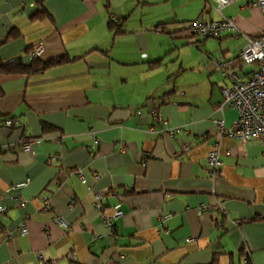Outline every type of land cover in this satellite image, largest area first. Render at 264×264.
Instances as JSON below:
<instances>
[{
	"label": "crops",
	"instance_id": "obj_1",
	"mask_svg": "<svg viewBox=\"0 0 264 264\" xmlns=\"http://www.w3.org/2000/svg\"><path fill=\"white\" fill-rule=\"evenodd\" d=\"M33 1L0 0V61L28 63L41 43L40 61L68 62L0 74V264H264V142L221 132L236 112L222 104L228 80L215 65L264 35L256 0L219 11L210 0H43L32 18ZM226 18L238 35L193 41L187 31ZM212 149L222 161L213 178ZM94 192L107 216L120 204L111 236Z\"/></svg>",
	"mask_w": 264,
	"mask_h": 264
},
{
	"label": "built area",
	"instance_id": "obj_2",
	"mask_svg": "<svg viewBox=\"0 0 264 264\" xmlns=\"http://www.w3.org/2000/svg\"><path fill=\"white\" fill-rule=\"evenodd\" d=\"M6 1V0H3ZM40 0H34L29 6L34 7L35 2ZM216 4V10L219 11L224 6H228L238 0H210ZM253 6L260 12H264V0H256ZM115 26L120 25V20L114 17L109 19ZM237 35L239 32L236 29L234 21L230 18H226L220 21H193L188 27L187 31L193 41L199 39L213 38L218 39L223 32L235 31ZM43 51L42 44L37 43L33 46L31 53L28 55L29 60L40 58ZM215 65L225 79L228 80V84L222 89V104L226 105L229 109L236 112V119L229 129L223 128L221 123V132L236 141L242 146L249 143L264 142V35H260L255 39H247L246 44L237 53L234 58H219L215 61ZM221 111V107L218 108ZM140 115V112L137 113ZM150 116L153 120L160 124L166 125L155 109L150 111ZM6 126L9 127L12 124L18 125V121H7ZM173 134V131H169ZM98 144L97 140L93 141V144L89 147V151L92 153L94 146ZM31 142H24L22 147L24 150L29 151ZM123 150V145L121 146ZM208 163V175L213 178L219 169L222 167V161L218 152L212 149L206 157ZM74 175L82 184H86V179L80 169L73 171ZM93 179L97 180L98 176L93 175ZM26 182L15 185V188H22ZM16 204L23 207L25 201H21L18 198L14 199ZM73 202H71V205ZM93 207L99 213L100 219L103 225L109 230V236L114 232V220L121 217L122 211L120 204L114 206V212L111 216L105 214L103 197L99 193H93ZM203 209L197 211L201 213ZM5 212V209L0 206V214ZM221 212V210H220ZM58 224L62 225L61 221ZM218 227L223 228L222 220H217ZM18 230L21 235H26L28 230L24 223L18 226ZM192 239H187L191 241ZM39 260H42V256H38ZM41 263V262H39Z\"/></svg>",
	"mask_w": 264,
	"mask_h": 264
},
{
	"label": "trees",
	"instance_id": "obj_3",
	"mask_svg": "<svg viewBox=\"0 0 264 264\" xmlns=\"http://www.w3.org/2000/svg\"><path fill=\"white\" fill-rule=\"evenodd\" d=\"M42 3L43 0L37 1V3L35 2V6L38 7L39 9L33 14L32 18L35 17H41L42 14L44 13V11H42ZM109 28L112 30H115V32L118 31L119 26H115L111 21H109ZM199 40H204V39H199ZM198 41V40H196ZM0 44H2V42H0ZM33 49V47L31 48ZM32 51V50H31ZM26 53L30 54L29 51H27ZM106 53V51H105ZM68 62V59L64 58V57H59L56 59H51L45 62L40 61L39 58L34 59V60H30V62H23L21 60L20 57L10 60V61H6V62H2L0 61V74H6V75H11V74H22V75H36L39 73H42L44 70H46L47 68L54 66V65H59L62 63ZM161 60L155 61L153 63L150 64V68H156L160 65ZM1 121L3 123V125L6 126V122L7 121H18V119H14L11 117H7V116H2L1 117ZM19 122V121H18ZM16 125L12 124L11 126H9V128H12ZM43 131L47 132V131H51L52 128L48 127L47 125H43ZM26 142H30L32 140H34V138L29 139V138H25ZM210 264H215V260L213 259V261Z\"/></svg>",
	"mask_w": 264,
	"mask_h": 264
},
{
	"label": "rangeland",
	"instance_id": "obj_4",
	"mask_svg": "<svg viewBox=\"0 0 264 264\" xmlns=\"http://www.w3.org/2000/svg\"><path fill=\"white\" fill-rule=\"evenodd\" d=\"M208 39H213V38H208Z\"/></svg>",
	"mask_w": 264,
	"mask_h": 264
}]
</instances>
